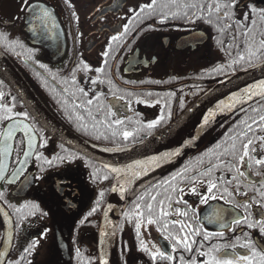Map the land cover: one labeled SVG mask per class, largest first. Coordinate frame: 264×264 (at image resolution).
<instances>
[{"label":"flooded vegetation","instance_id":"1","mask_svg":"<svg viewBox=\"0 0 264 264\" xmlns=\"http://www.w3.org/2000/svg\"><path fill=\"white\" fill-rule=\"evenodd\" d=\"M252 1L257 0H240L236 14L244 11ZM27 3H43L52 12L57 27L47 34V39L31 35L30 23L34 20L26 9ZM149 3L151 0H69L68 3L65 0H0V33L6 34L9 42L19 41L23 45L11 50L0 44V53L19 73L45 111L69 134L98 150L135 147L171 125L207 92L191 103L196 84L203 86L211 82L205 77L196 79V76H205L210 69L212 33L206 26L207 16L200 18L199 24L193 15L196 7L209 6V0H156L153 9L141 11ZM235 20L241 21V18L238 16ZM125 26L129 29L127 33ZM113 36L120 39L113 40ZM41 64L45 67L41 68ZM93 80L96 83H92ZM0 91L4 93L0 105H14V113L27 112L28 120L16 119L37 130V146L31 156L26 159L23 156L28 148L27 137L22 131L11 141L12 153L7 158L0 155V164L9 162V170L0 180L3 193L0 202L9 211L14 226L5 264H64L65 257L56 253L57 230L64 236L68 230L65 240L69 264H100L95 241L114 177L47 132L1 79ZM250 108L253 110L226 112L220 121L209 123L195 140L187 158L173 161L129 190L128 195L141 186L144 188L130 202L116 229L117 264H181V257L185 264L192 259L203 264L208 257L201 256V251L208 252L214 245L234 244L238 239L242 242L245 233L257 245L264 244V235L258 228L247 227L248 222L264 219L261 206L264 167L253 164L250 171L247 157L243 165L236 159L247 138L253 139L250 147L256 149L250 155L264 159V144L259 139L264 136L261 131L264 122L260 121L264 116V104L256 102ZM149 124L154 126L149 128ZM2 130L3 125H0ZM124 131L132 135L125 139ZM21 138L24 143L18 150ZM60 156L73 159L62 161L58 159ZM19 168L23 169L19 178L8 184L7 180L12 179L14 170ZM209 168L211 173H208ZM237 168L245 176H240ZM209 181L217 184L213 190L217 198L204 203L201 197L208 195ZM192 187H196L200 195L193 194ZM56 188L64 189L63 197ZM152 196H156L155 201ZM66 198L72 199L76 208L58 226L46 205L63 210ZM178 200L181 202L177 203ZM160 201L164 202V210L169 215L159 217ZM149 203L153 205L152 216L159 217L160 223H147L146 205ZM33 204L39 206L38 211L31 208ZM244 205H248L247 209ZM176 209L186 211L187 216H179ZM136 212H143V217L133 214ZM246 215L249 221H243ZM236 218L242 219L241 225L233 223ZM141 220L138 235L136 224ZM174 221L191 225L185 231L190 240L196 241L193 251L179 248L173 252L170 240L164 239L169 232L173 235L179 232V225L173 224ZM164 222L169 228L162 234ZM193 230L201 234L192 236ZM221 232L223 236L215 235ZM203 233H208L207 240ZM4 239L0 217V253ZM34 242L36 247L31 249ZM142 245L148 251H144ZM156 249L173 255L174 261H153L151 253ZM246 251L239 247L228 248L219 255L230 257Z\"/></svg>","mask_w":264,"mask_h":264},{"label":"water","instance_id":"2","mask_svg":"<svg viewBox=\"0 0 264 264\" xmlns=\"http://www.w3.org/2000/svg\"><path fill=\"white\" fill-rule=\"evenodd\" d=\"M257 1H261L264 4V0ZM30 24L32 28L35 27L37 29L36 32L31 30L32 36L36 35L42 39H47V34H51L42 30V25L39 21L34 20V23ZM48 25L51 28V21L48 22ZM0 79L21 99L34 118L47 132L68 148L97 163L114 177L111 195L100 220V228L95 243L99 250L100 264L105 260L107 264H117L114 253L116 229L122 214L130 202L144 188L141 186L128 195L129 190L154 172L165 166H169L195 135H198L201 131L198 135L200 136L204 132L209 123L216 121L226 112L232 111L238 106L262 96L259 94L260 89L253 86L264 81V62L251 69L220 80L171 125L141 144L129 149L113 151L93 148L60 127L41 106L19 73L1 53ZM245 89H249L250 92H245ZM210 112L213 113V116L205 124L204 118ZM35 144L37 146L36 140ZM137 161H140L142 166L129 170L128 166L134 165ZM2 164L5 165V176L9 170V162ZM111 169H120L121 171L117 173L111 171ZM133 173H137L138 175H134ZM121 185H123V188H121ZM113 188L116 190L113 191ZM55 190L59 193L60 197H63L64 189L59 190L56 188ZM46 208L53 214L54 221L59 226L63 222V219L69 217L68 213L76 208V203L72 199L66 198L63 210H55L54 206L50 204L46 205ZM0 217L5 230L4 244L0 253V264H5L12 246L14 226L9 211L1 202ZM66 236H68V230L66 231ZM66 236L60 230H57L56 253L65 257L64 264H69L70 255L68 244L65 240Z\"/></svg>","mask_w":264,"mask_h":264},{"label":"snow or ice","instance_id":"3","mask_svg":"<svg viewBox=\"0 0 264 264\" xmlns=\"http://www.w3.org/2000/svg\"><path fill=\"white\" fill-rule=\"evenodd\" d=\"M66 3L69 2V0H65ZM239 3V0H227L226 3H224L223 5H221L220 0H216L215 3V11L217 13L221 12V7H223L224 12H223V16L225 18H230V15H234V12L232 11L233 9H235L237 7V4ZM156 5V0H151V3L144 5L141 8V11H144L145 9L151 10L153 9V7ZM192 7H196V5H192ZM26 9L30 11V15L31 18L35 21H39L40 24L42 25V30L44 32H49L51 33V30L56 28V22L54 19H52V12L44 6L43 3H27L26 4ZM213 10L212 6H209L208 11L209 14H211ZM251 11L253 13H256V9L252 8ZM259 15L261 16L262 19H264V9L260 10ZM245 19H247L248 17L245 16ZM51 21V28H49L48 22ZM163 22V21H161ZM227 27H231L230 25H228ZM33 32H36L37 29L35 27H33L31 29ZM128 27L125 26V33L128 32ZM251 31V30H249ZM247 34V33H245ZM53 38V37H50ZM113 40H118L120 39V37L118 36H113L112 37ZM0 44L5 45L6 47H8L11 50H14L17 46L18 47H23L22 44L19 43V41H11L9 42V37L4 34V33H0ZM261 48H264V41L261 42ZM248 58H249V63H251V58L253 56L257 55L256 51H253L251 48H249L248 50ZM105 55H107V53H105ZM240 60H244L245 57L243 55H241L239 57ZM41 68H44L45 66L43 64L40 65ZM84 68L87 69L88 66L85 64ZM97 71H101L100 69H97ZM53 78L55 79V76H53ZM72 83H75V80L72 81ZM92 83H96L95 80L92 81ZM254 88H258L260 89V93L261 95H264V81H261L258 85H254ZM79 91L83 92V89H79ZM245 92H250L249 89H245ZM85 95H87V93H84ZM4 97V93L2 91H0V100H2ZM88 103L90 104L91 101L89 100ZM13 107L14 105H0V125H3V130L0 131V155L4 156L5 158H7L13 151V147H12V143L11 141H13L15 135L17 132L22 131L24 133V136L27 137V148L28 151H24L23 152V156L25 157V159L31 154V151L36 147L35 144V132L37 131L35 129L34 126H30L27 123H23L21 120H17L16 117H23V120H28V113L27 112H13ZM213 116V113H209L207 117L204 118V123L207 124L209 122V118ZM163 118V117H162ZM8 121H15L14 123H8ZM260 121L264 122V116L260 117ZM117 124L122 123L121 121H116ZM158 123V121L156 122ZM244 123H247L246 121ZM154 124H149L148 127L151 128L153 127ZM248 129L251 130V125H248ZM261 131H264V128L261 129ZM113 135H115V133H113ZM132 133L128 132V131H124L123 132V136L125 139H127L129 136H131ZM245 137H247V133L244 134ZM235 140V137L233 138ZM261 141V144H264V136L259 138ZM24 140L23 138H21L18 142V150H19V145H23ZM253 145V139L251 138H247L246 142H243L241 145V154L236 157L237 161L239 164L243 165L245 163V158H248V168L251 171L253 164H255V166L257 167H264V159H260V158H254L250 155V152L255 151L256 149L253 147H250ZM41 147L43 146V144L40 145ZM219 147V145L217 146ZM233 154H235V144H233ZM178 154V153H176ZM39 158V157H37ZM58 159L60 160H67L68 162H71V160L73 159V157L71 156H60L58 157ZM155 159V158H154ZM46 163L51 164L52 161L51 160H46ZM141 162L137 161L134 165H129L128 168L129 170L136 168V167H141ZM227 166V165H226ZM4 170H5V165L0 164V179H4ZM23 169L19 168V169H15L13 174H12V179H8L7 183L11 184L14 183L16 179L19 178V175L22 173ZM111 171L113 172H117L119 173L121 170L120 169H111ZM212 169L209 168L208 169V173H211ZM237 172H239L240 176H245L244 172H241L239 170V168L236 169ZM134 175H138L137 173H133ZM260 173L257 172V175H259ZM105 179H107V177H105ZM173 179H175V177H173ZM233 179H236V177H233ZM121 188H123V185H121ZM217 188V184L215 182L209 181L208 182V186H207V192L208 195L207 196H202L201 199L204 203H207V201L209 199H216V195L213 194V190ZM116 189L113 188V191H115ZM173 191H175V189H173ZM225 191H227V189H225ZM180 192H183V189H180ZM191 192L195 195H200V193L197 192L196 187H192L191 188ZM228 195H232V193H228ZM101 196H103V193H101ZM0 199H3V193L0 192ZM151 199L153 201L156 200V196H152ZM170 200V197L168 198ZM141 200H143V197H141ZM181 201H177V203H179ZM229 201H226V203H228ZM163 201H160V212H159V217H164L169 215V213L167 211L164 210L163 207ZM235 206V205H234ZM261 206L264 207V202L261 203ZM27 207V205H26ZM137 209L140 208V205L136 206ZM148 213H149V217L147 219V223L149 225L154 224V223H160V219L159 217H153L152 216V211H153V205L151 203L146 205ZM248 205H244V208L247 209ZM31 208L33 210L38 211L39 210V206L38 205H31ZM17 211H20V209L18 208ZM93 211H95V209H93ZM176 213L179 216H187V212L186 211H182L180 209H176ZM134 215H138L139 217H143V212H136L133 213ZM42 215H47V213H42ZM89 215H91V213H89ZM209 222H212L211 218H208ZM243 221H249V217L246 215L243 218ZM242 219L241 218H236L233 220V223L236 225H241L242 223ZM141 222H137L136 224V231L137 234L139 235L140 232V227H141ZM173 224H178L179 225V232L176 235H173L172 233H168L167 235H164V239L165 240H170V242L172 243V251L176 252L179 248H182L184 251H188L191 252L193 251L192 245L196 243L195 240H190L189 239V234L185 231L186 228H191V225H186L183 222L180 221H174ZM221 227H226V225L221 224ZM247 227L249 229L251 228H258L259 233L261 235H264V219L261 220H254L251 222L247 223ZM163 231L162 234L164 232L168 231L169 228V224L167 222H164L162 225ZM161 229L158 228V231H160ZM182 233V235H181ZM201 233L199 232V230H193L191 235L195 236V235H200ZM215 235L218 236H223V233H216ZM204 239L207 240L209 238L208 233H203ZM245 239L241 242L239 239L237 240L236 243L234 244H225L222 246H217L214 245L212 248L209 249L208 252H203L201 251L199 254L201 256H207L208 258L206 260L203 261V264H264V244L261 245H257L256 242H254L247 233L244 234ZM36 247V243L34 242L30 248L34 249ZM202 247V245H201ZM237 247L242 248V249H246V253L245 254H239V255H233V256H221L219 255L221 252H223L224 250L228 249V248H232L233 250H235ZM142 248L144 251H148V249L146 247H144L142 245ZM151 258L153 261H156L157 259L160 260H167L169 262L174 261V256L171 254H166L164 251H161L160 249H156L155 252L151 253ZM21 259H23V257H21ZM18 264V262H17ZM30 264V262H29ZM102 264H107V261H102ZM181 264H185L183 257H181ZM186 264H197V261L195 259L192 260H188L186 262Z\"/></svg>","mask_w":264,"mask_h":264},{"label":"trees","instance_id":"4","mask_svg":"<svg viewBox=\"0 0 264 264\" xmlns=\"http://www.w3.org/2000/svg\"><path fill=\"white\" fill-rule=\"evenodd\" d=\"M200 1L202 2V0ZM226 2L227 0L221 2V5ZM215 3L216 0H209V6L213 7L211 14L208 11L209 6H198L194 11L195 14H193L195 19L199 20V24L202 22L200 18L207 16L206 26L212 33V63L205 76H196V79L205 77L211 82L203 86L195 85L196 93L191 103L221 79L246 71L264 61V48H261V42L264 41V19L259 15L260 10L264 9V4L261 1H252L244 11L236 14L235 8L232 10L234 15L225 18L223 7H221V12L217 13L214 7ZM252 8L257 10L256 13L251 11ZM238 16L241 21L235 20V17ZM245 16L248 18L245 19ZM228 25L231 27H227ZM249 48L257 52V55L251 58V63H249L247 51ZM241 55L245 57L244 60L239 59ZM262 98L264 95L238 106L234 111H251L253 109L250 107L254 103L264 104V100L259 101ZM221 119L222 116L218 118L219 121Z\"/></svg>","mask_w":264,"mask_h":264},{"label":"rangeland","instance_id":"5","mask_svg":"<svg viewBox=\"0 0 264 264\" xmlns=\"http://www.w3.org/2000/svg\"><path fill=\"white\" fill-rule=\"evenodd\" d=\"M200 133H201V131H200ZM198 135H195L192 138V140L188 143V145L185 147V149L175 158V160H174L175 162H179V161L187 158V156H189L191 154V152H192L191 147L195 143V140L197 139Z\"/></svg>","mask_w":264,"mask_h":264}]
</instances>
